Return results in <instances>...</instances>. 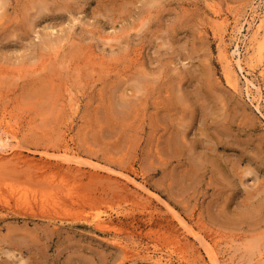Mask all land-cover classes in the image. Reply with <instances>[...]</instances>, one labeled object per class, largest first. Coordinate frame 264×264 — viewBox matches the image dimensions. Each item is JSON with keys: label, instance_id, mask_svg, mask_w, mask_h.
<instances>
[{"label": "rangeland", "instance_id": "rangeland-1", "mask_svg": "<svg viewBox=\"0 0 264 264\" xmlns=\"http://www.w3.org/2000/svg\"><path fill=\"white\" fill-rule=\"evenodd\" d=\"M262 19L264 0H0V134L40 164L0 166V264H264Z\"/></svg>", "mask_w": 264, "mask_h": 264}, {"label": "bare ground", "instance_id": "bare-ground-1", "mask_svg": "<svg viewBox=\"0 0 264 264\" xmlns=\"http://www.w3.org/2000/svg\"><path fill=\"white\" fill-rule=\"evenodd\" d=\"M241 29H242V27L241 28H239L237 31L239 32V33H241ZM255 41H262V43L260 44L259 43V45H258V47H259V49L261 50H259V52H261L262 53V48L264 47V19H262V21H261V23H260V25H258L257 27H256V29H255V31H254V35L252 36V41H251V44H253L254 45V42ZM222 53H224L223 54V61H224V66H225V72H226V77H227V79H228V83L235 89V90H239V83H238V79H237V76H236V74H235V68H236V66L242 71V72H244L245 71V64L247 65V63H246V59L245 58H243V56H242V54H241V52L238 50V48L234 51V53H229L228 51H226V50H223L222 51ZM235 55H237V58H234L233 56H235ZM142 86V85H141ZM144 86V85H143ZM255 87L256 85L253 83V82H251V81H248V88H250V87ZM42 88V87H41ZM140 88V87H139ZM257 88V93H260V88L259 87H256ZM44 88H42L41 90H43ZM47 88H45V90H46ZM141 89V88H140ZM37 91H38V89H37ZM48 91V90H47ZM40 92V91H39ZM39 92H38V94H39ZM42 92H44V90L42 91ZM41 92V93H42ZM40 93V95H42V94H44V93H42L41 94ZM50 93V92H49ZM50 96V95H49ZM52 97V96H51ZM261 98V93L259 94V99ZM12 119V118H11ZM184 120H185V117H184ZM184 120H182V122H184ZM181 121V120H180ZM223 121V120H222ZM12 122H13V120H12ZM181 122V123H182ZM180 123V122H179ZM178 123V124H179ZM217 123H219V122H217ZM223 123H225L224 121H223ZM7 124L9 125V130H11L12 132H17V130H16V127L13 125V123L11 124V122H9V121H7ZM184 124V123H183ZM183 124H181V125H183ZM222 124V123H221ZM189 125V124H188ZM190 126V125H189ZM224 126H225V124H224ZM11 128V129H10ZM188 128V127H187ZM220 128V127H219ZM218 128V129H219ZM221 128H222V126H221ZM220 128V129H221ZM230 128V127H229ZM183 129H184V127H183ZM219 129V130H220ZM227 129H228V127H227ZM171 130H169V132H170ZM180 131V130H179ZM229 131V130H228ZM8 132V131H7ZM168 132V133H169ZM173 133V132H172ZM178 133V132H177ZM220 133V132H219ZM231 133V132H230ZM6 134V133H5ZM13 134V133H12ZM229 134V133H228ZM11 135V134H10ZM10 135H8V133L6 134V135H1L0 134V166H3V165H5L6 163H9V162H13V161H16V162H18V163H24L25 165H28V164H34L35 166H38V165H40L39 163H37V162H35V160L34 159H31V158H29V156H27V155H25L24 154V152L23 151H21V150H18L17 149V147H19V146H16V147H14L13 145H12V143H11V141L14 139V137L13 136H10ZM14 135V134H13ZM163 135V134H162ZM161 135V136H162ZM176 135V134H175ZM185 135V134H184ZM218 135V134H217ZM230 135V134H229ZM173 136V135H172ZM178 137H181V134H180V136H178ZM218 137H220V136H218ZM228 138L229 137H231V136H227ZM182 138V137H181ZM177 138H175L174 140H175V143H176V141H177V145H179L180 146V144H178V141H180L179 139L178 140H176ZM168 140V139H167ZM167 140H165V141H167ZM174 140H173V138H172V141L174 142ZM170 141V140H169ZM181 141H182V139H181ZM223 141V140H222ZM224 141H226V140H224ZM229 142H231V141H229ZM233 142V141H232ZM174 143V144H175ZM180 143V142H179ZM225 143V142H224ZM226 143H227V141H226ZM235 143V142H234ZM171 144V143H170ZM173 144V145H174ZM176 145V144H175ZM174 145V146H175ZM178 146V147H179ZM227 146V145H226ZM231 146V145H230ZM177 147V146H176ZM179 149V148H178ZM80 163H81V161H80ZM195 165V164H194ZM192 166V165H191ZM196 166V165H195ZM197 167V166H196ZM250 172V171H249ZM248 173V172H247ZM98 175L99 174H97V172L95 171L94 173H93V178H95V177H98ZM108 176H106V178H109V179H112L113 177H111L109 174H107ZM1 176V175H0ZM104 176V175H103ZM3 177V176H2ZM17 178H18V182L19 183H30V182H32L33 180L34 181H36V179L37 180H40V175L38 176H36V177H34V175H23V176H21V177H18L17 176ZM16 179V178H15ZM0 180H1V177H0ZM14 180V179H13ZM22 180H24V181H22ZM21 181V182H20ZM18 182H16L17 184H18ZM132 184H134V186L135 187H137L139 190H143V191H145V193L146 192H148V193H150L149 191V189L146 187V186H144V185H141V184H138L135 180H132ZM25 185V184H24ZM23 185V186H24ZM18 186H19V184H18ZM20 186H21V188H22V185L20 184ZM19 186V187H20ZM26 186V185H25ZM12 187V189L15 191L16 190V186L15 185H13V186H11ZM18 187V188H19ZM57 188V187H56ZM136 188V189H137ZM26 189V187H24V190ZM123 189V191L121 190V192L119 191H117L119 194H121V193H127L126 192V189H124V188H122ZM131 189V188H130ZM135 189V188H134ZM19 190V189H18ZM20 190H22V189H20ZM27 190H29V189H27ZM26 190V191H27ZM101 190L102 189H98L97 190V192L95 191L93 194H91V192H90V194H88L87 192L88 191H86V194H85V196H83L82 197V195H78V197L79 196H81V198H79V199H73V207L77 204V205H80V204H82V205H85V206H90V208H92V207H94V208H96L97 206H98V204L102 201V198H103V191L101 192ZM133 190V189H132ZM131 190V191H132ZM23 191V190H22ZM57 191V190H56ZM130 191V190H129ZM130 191V192H131ZM58 192V191H57ZM134 192V191H133ZM139 192V191H138ZM2 192H0V194H1ZM84 193V192H83ZM135 194V193H134ZM13 195H14V193H13ZM62 195V194H61ZM69 195V194H68ZM136 195H138V194H136ZM140 195H142V194H140ZM73 197V196H72ZM58 198V197H57ZM77 198V197H76ZM142 198V197H141ZM0 199H2L1 197H0ZM4 199V198H3ZM10 199V198H9ZM8 198H7V200H9ZM143 199V198H142ZM17 200V199H16ZM23 200V199H22ZM36 200V199H35ZM59 200V199H58ZM24 201V200H23ZM60 201H61V199H60ZM66 201V203H69V202H67V200H65ZM4 202V201H3ZM5 202H6V200H5ZM9 202V201H8ZM20 202V201H19ZM35 202V201H34ZM55 202V201H54ZM7 203V202H6ZM26 203H28L27 201H26ZM57 203H59L58 201H57ZM64 203V202H63ZM71 203V202H70ZM69 203V204H70ZM8 204V203H7ZM6 204V205H7ZM38 204H39V202H38ZM55 204H56V202H55ZM68 204V205H69ZM9 205V204H8ZM43 205V204H42ZM57 205H59V204H57ZM64 205H65V203H64ZM76 205V207H78ZM21 206V205H20ZM26 206V205H25ZM24 205H23V207H25ZM27 206H28V204H27ZM49 206V205H48ZM70 206V205H69ZM69 206H68V208H69ZM9 208L11 207V206H8ZM18 207V206H17ZM52 207H54V205L52 206ZM66 207H67V204H66V206H65V209H66ZM143 207V206H142ZM148 207V206H147ZM21 208V207H20ZM32 208V207H31ZM50 208V207H49ZM79 208V207H78ZM93 208V209H94ZM150 208V207H149ZM153 208V207H152ZM29 209V208H28ZM52 209V208H51ZM89 209V208H88ZM145 209V208H144ZM31 210H33V209H31ZM22 211V210H21ZM143 211V210H142ZM24 212H27V210L26 211H24ZM147 212V211H146ZM151 212V211H150ZM148 213V212H147ZM153 212H151V214H152ZM178 218H180L179 220H181V224L182 225H186V222H184L185 220L184 219H182L181 218V216H177ZM144 218V217H143ZM146 218V217H145ZM148 218V217H147ZM151 218H152V215H151ZM148 219H150V216H149V218ZM129 221V220H128ZM144 221V220H143ZM151 221V220H150ZM87 222H89L90 224H93L94 225V227L95 228H97V229H101V230H106V229H108V228H110L113 224H114V221L113 220H110V219H108L106 216H104V214H102L101 212H99V213H97L95 216H94V218H92V219H87ZM152 222V221H151ZM150 222V223H151ZM132 223V222H131ZM153 224V223H152ZM157 224H159L158 222H157ZM167 224H169V222L167 223ZM165 225H166V222H165ZM175 225V224H174ZM54 226V225H53ZM160 226H164V225H160ZM169 227V226H168ZM177 227V226H176ZM54 228V227H53ZM166 228V227H165ZM165 228H163V229H165ZM162 229V230H163ZM170 229V228H169ZM161 230V229H160ZM167 230V229H166ZM190 230V229H189ZM192 230V229H191ZM178 231V230H177ZM166 232V231H165ZM167 232H168V230H167ZM179 232V231H178ZM169 233H170V231H169ZM174 233V232H173ZM176 233V232H175ZM198 234V233H197ZM176 235V234H175ZM178 235V234H177ZM164 236H166V235H164ZM179 236V235H178ZM178 236H176V238L178 237ZM182 236V235H181ZM181 236L179 237V238H181ZM168 237V236H167ZM197 237V236H196ZM184 238V237H183ZM182 238V239H183ZM198 238V237H197ZM199 238H202L203 239V237H199ZM182 239H180V240H182ZM185 239H186V237H185ZM176 240V239H175ZM178 240V239H177ZM176 240V241H177ZM171 241V240H170ZM179 241V240H178ZM199 241H200V239H199ZM189 243V242H188ZM192 243V242H191ZM201 243H202V240H201ZM208 243V242H207ZM206 243V244H207ZM193 245V244H192ZM208 245V244H207ZM187 246H189V245H187ZM204 246V245H203ZM182 247V246H181ZM195 247V246H194ZM208 248V254H209V257H210V262H211V264H221V262H220V259H219V257H218V255L216 254L217 252L215 251V249H213L212 248V246H207ZM205 248H206V246H205ZM123 249V248H122ZM183 249V248H182ZM184 250V249H183ZM189 251H190V249H188ZM192 250V249H191ZM124 251V250H123ZM197 251V250H196ZM184 252V251H183ZM183 252H182V255L184 256V254H183ZM197 253V252H196ZM161 255V254H160ZM159 255V256H160ZM170 255V254H169ZM185 255H187V254H185ZM150 256V255H149ZM82 257H84V256H82ZM147 257V256H146ZM145 257V258H146ZM151 257V256H150ZM157 257V256H156ZM162 257V256H161ZM161 257H157V258H155V261L157 262V264H173L172 263V261H170V260H168V259H164V258H161ZM81 258V257H80ZM85 258H86V256H85ZM191 258V257H190ZM190 258H187L188 260L190 259ZM196 258H197V256H196ZM149 259V258H148ZM151 259V258H150ZM170 259V258H169ZM152 260V259H151ZM197 260V259H196ZM196 262V261H195ZM199 262V261H198ZM201 262V261H200ZM204 262V261H203ZM176 264V263H175Z\"/></svg>", "mask_w": 264, "mask_h": 264}]
</instances>
